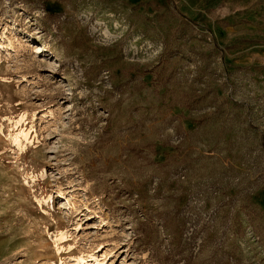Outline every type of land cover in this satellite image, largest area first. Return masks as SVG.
Segmentation results:
<instances>
[{
	"label": "rangeland",
	"instance_id": "374dc122",
	"mask_svg": "<svg viewBox=\"0 0 264 264\" xmlns=\"http://www.w3.org/2000/svg\"><path fill=\"white\" fill-rule=\"evenodd\" d=\"M0 264H264V0H0Z\"/></svg>",
	"mask_w": 264,
	"mask_h": 264
},
{
	"label": "snow or ice",
	"instance_id": "6c2138e0",
	"mask_svg": "<svg viewBox=\"0 0 264 264\" xmlns=\"http://www.w3.org/2000/svg\"><path fill=\"white\" fill-rule=\"evenodd\" d=\"M60 236V239H64V235L63 234H58Z\"/></svg>",
	"mask_w": 264,
	"mask_h": 264
}]
</instances>
